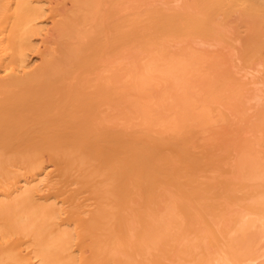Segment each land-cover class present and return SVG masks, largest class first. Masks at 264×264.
Returning <instances> with one entry per match:
<instances>
[{
  "label": "bare ground",
  "instance_id": "bare-ground-1",
  "mask_svg": "<svg viewBox=\"0 0 264 264\" xmlns=\"http://www.w3.org/2000/svg\"><path fill=\"white\" fill-rule=\"evenodd\" d=\"M0 264H264V0H0Z\"/></svg>",
  "mask_w": 264,
  "mask_h": 264
},
{
  "label": "rangeland",
  "instance_id": "rangeland-1",
  "mask_svg": "<svg viewBox=\"0 0 264 264\" xmlns=\"http://www.w3.org/2000/svg\"><path fill=\"white\" fill-rule=\"evenodd\" d=\"M252 34H253V33H252ZM34 59L36 60V58H35V57H33V59H32V60H33V61H35Z\"/></svg>",
  "mask_w": 264,
  "mask_h": 264
}]
</instances>
